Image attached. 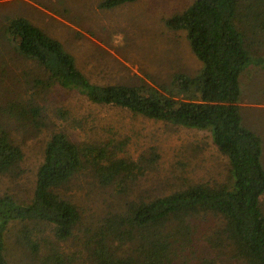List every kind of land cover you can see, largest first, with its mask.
<instances>
[{"label": "trees", "instance_id": "16d2710c", "mask_svg": "<svg viewBox=\"0 0 264 264\" xmlns=\"http://www.w3.org/2000/svg\"><path fill=\"white\" fill-rule=\"evenodd\" d=\"M137 1L104 0L98 7L110 11ZM164 23L169 31L185 33L201 65L195 74L178 73L168 84H91L58 41L17 15L0 20V45L8 46L14 60L30 62L40 72L27 81L25 95L44 98L60 87L79 92L93 104L208 131L212 144L227 158L225 181L188 184L148 200L119 199L110 210L107 205L104 211L99 208L98 219L87 223L70 198L69 187L77 175L92 177L96 186L113 187L123 195L154 169L158 156L119 157L123 146L80 144L54 131L45 143L30 199L17 202L0 196V264H8L5 234L12 224L22 225L16 241L33 250L38 249L30 240L33 227L50 229L55 241L81 243L82 252L75 255L52 250L48 264H264L261 141L244 127L239 108L242 76L251 68H264V0H194ZM24 100H11L1 110L0 176L22 174L23 152L12 133H36L49 126L45 108ZM207 217L218 227L198 249L194 221Z\"/></svg>", "mask_w": 264, "mask_h": 264}, {"label": "rangeland", "instance_id": "374dc122", "mask_svg": "<svg viewBox=\"0 0 264 264\" xmlns=\"http://www.w3.org/2000/svg\"><path fill=\"white\" fill-rule=\"evenodd\" d=\"M102 1L0 0V20L8 15L25 18L58 41L74 58L76 68L98 86L168 84L178 73L192 75L201 68L185 33L169 31L164 23L186 10L194 0H138L110 11L98 7ZM261 51L264 56V45ZM13 55L8 46L0 45V114L9 101L25 98L45 108L49 126L36 133L28 129L12 133L23 152L22 174L16 178L0 176V196L9 195L17 202L30 199L45 143L54 131H62L80 144L123 146L119 157L158 156L154 169L134 181L123 195L113 187L96 186L92 177L77 175L69 187L70 198L87 223L98 219L99 208L104 211L107 205L110 210L120 203L119 199L127 201L139 196L148 200L188 184L225 181L227 158L212 144L208 131L173 127L126 109L93 104L79 92L60 87L44 98L33 93L25 95L27 81L37 75L38 69L30 62L14 60ZM240 89L242 123L261 141L264 168V68L249 69L240 80ZM59 111L64 115L59 116ZM260 205L264 212V195ZM194 223L197 248L202 249L218 224L210 217ZM21 229L22 225L12 224L5 234L4 255L8 264H48L46 259L52 250L61 256L82 252L81 243L72 239L55 241L50 229L36 227L31 229L34 231L30 240L38 249L33 250L16 241Z\"/></svg>", "mask_w": 264, "mask_h": 264}]
</instances>
